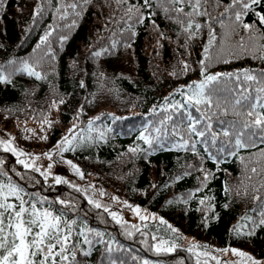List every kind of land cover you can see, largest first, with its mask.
Masks as SVG:
<instances>
[{
    "label": "trees",
    "instance_id": "1",
    "mask_svg": "<svg viewBox=\"0 0 264 264\" xmlns=\"http://www.w3.org/2000/svg\"><path fill=\"white\" fill-rule=\"evenodd\" d=\"M72 3L79 6L73 10L68 7ZM149 4L145 6L144 0H2L0 66L10 82H0V125L13 128L20 143L33 148L56 145L75 126L74 150L62 156L77 163L104 197L158 211L163 221L114 220L107 208L90 203L94 200L81 185L45 179L41 170L24 168L15 153L2 146L0 182L17 184L26 200H46L38 207L63 211L69 221H76L75 264H198L194 251L183 242L190 236L201 251L239 246L264 264V226L251 236L233 231L243 223L241 217L258 221L264 209V143L253 138L255 146H235V132L250 119L248 105L261 85L222 78L206 90L212 93L211 106L190 103L178 91L183 86L188 93L187 86L203 78L199 61L210 28L216 39L207 74L247 68L258 75L264 69V61L250 54L253 47L264 45V25L256 16L264 14V0L242 16L244 23H255L260 29L251 40L233 14L241 5L226 11L231 0H201L200 10L208 14L191 18L184 15L191 11L187 4L172 5L167 0H149ZM38 7L42 10L35 15ZM180 7L184 13L173 10ZM189 19L192 38L185 31ZM49 31L48 41L37 48ZM241 37L249 53L237 48ZM98 51L100 56L93 55ZM232 52L235 58L229 55ZM226 56L230 63L222 62ZM12 60L15 66L9 64ZM24 60L41 72V79L13 71ZM185 63L190 66L186 72ZM244 89L248 98L235 105ZM192 121L203 136L189 131ZM225 130L232 135H223ZM185 141L187 148L178 147ZM244 142L249 143L247 136ZM256 195L260 201L253 199ZM59 200L70 202L74 210ZM162 240L174 244V250L157 252L153 244Z\"/></svg>",
    "mask_w": 264,
    "mask_h": 264
},
{
    "label": "snow or ice",
    "instance_id": "2",
    "mask_svg": "<svg viewBox=\"0 0 264 264\" xmlns=\"http://www.w3.org/2000/svg\"><path fill=\"white\" fill-rule=\"evenodd\" d=\"M2 2V0H0ZM90 0H84V3H89ZM119 2V0H117ZM169 4H187L191 7V11L188 13H184V8L180 7L178 9H173L176 12L184 13L186 17L191 18L195 15H207V10L201 11V0H167ZM206 2V0H205ZM218 3V0H217ZM145 6H150L149 0H144ZM237 4L241 5V10L234 12V17L237 22H239V26H241L244 30H246L249 35V40L252 39V34L254 32H259L260 29L257 27L255 23H244L242 20V16L246 14L247 10H251L253 5H259L260 0H231V5L226 11L231 10ZM79 5L77 3H72L68 5L71 9L75 10ZM64 7L63 5L61 6ZM42 9L39 7L35 10V15H39ZM57 11H61L60 8ZM129 12L132 11V8L128 9ZM165 12L168 11L167 8L164 9ZM77 16L80 13H76ZM256 16L259 20L260 25H264V14L259 12L256 13ZM64 18L63 16L61 17ZM143 15L140 16V22H143ZM178 23L183 24V20H177ZM75 22L73 21V25ZM70 25V26H73ZM193 27V22L191 19L188 20L187 27L185 31L189 33V38H192L195 33H192L191 29ZM195 28L199 30L201 25L199 23L195 24ZM51 35V31L46 32L40 39L39 44H37V48L41 45L45 44L48 41V37ZM261 38L264 39V33H262ZM62 40H66L67 37H62ZM215 33L214 30L210 28V34L207 45L203 49V58L199 61L201 65V76L203 77L200 81H193L192 84L188 85V93L184 91V87L178 89L181 95H186L187 99L190 103H194L196 105H208L211 106L213 104L212 93L206 90L209 89V86L214 82H220L222 78H226L228 80L235 79L236 81L243 80L244 82H255L258 85H261L256 89L258 95L254 99V102L248 105V110L246 112L247 117L250 119L243 122L241 127L235 132V146L237 148H244L248 146H255V140L253 138L259 139L261 143H264V111H258V109H264V69L259 70V74H254L255 70L252 69H240L235 72H223V73H214L207 74V62H210L213 57L210 55V50L215 43ZM130 47V45H129ZM237 48L241 53H249V48L245 45L244 37H241ZM260 52V55L256 53ZM253 59H260L264 61V45H260L259 48L253 47L251 49V53ZM93 55L100 56L101 52H96ZM231 57L235 58L236 53L232 52L229 54ZM215 59L220 60L221 57L217 56ZM223 63H230L231 60L226 56L222 60ZM9 64L16 65V61H9ZM189 65L184 64L183 71L189 70ZM13 71L24 72L29 76H34L36 79H41V72L37 71L36 68L30 64L28 61H21L19 66L13 68ZM175 75V73H173ZM0 82H10L9 76L4 74L3 66H0ZM247 92V89H244L240 96L234 100L235 105H240L243 100H246L248 97L244 94ZM167 102V98H166ZM63 103V101H61ZM155 111V109H153ZM225 114H227V110L225 109ZM95 119H99L96 117ZM210 119V118H209ZM47 123V121H45ZM196 121H192L189 124V131L191 133H195L198 136H203V131H197L195 124ZM92 121H89V129H91ZM234 127V125H233ZM208 128H211V124H208ZM248 129H255L258 131H248ZM75 131V126L73 129H69V135L62 138L58 144L56 145V149L45 153L46 157L49 160H52L54 155L60 154L62 156L63 152L74 150L73 141L76 140V135H73ZM223 135L229 136L232 135L228 130L223 132ZM247 136L249 141L248 144L244 142V137ZM46 139V137H44ZM14 139V138H13ZM141 139L145 140L149 145L152 144V141L148 137L142 136ZM181 139H183L181 137ZM215 139V136H213ZM0 146L3 147L4 151H10L15 153L17 156L27 155L21 150H18L13 146L12 141H4L0 140ZM188 144L185 141L183 144L178 145L180 148H187ZM58 150V152H57ZM130 151L135 152L136 149H130ZM234 154V153H233ZM261 155L264 156V152H261ZM35 159H39V157H35ZM20 164L24 166V168L29 169L32 168L35 171L40 172V169L35 166V162L32 164L26 163L24 160L18 161ZM3 162L0 161V164ZM74 171L83 178V172L80 168L73 164L71 160L66 161ZM52 165H48V171L40 172V175L44 176L45 179L49 176L51 172ZM253 172L256 171L255 168L252 169ZM0 174H3L0 172ZM179 179V177H177ZM205 181L207 180V174L204 177ZM55 182L57 184L60 183H68L65 180H62L60 177L55 178ZM257 191H259L257 189ZM24 189L17 184L12 182L3 183L0 182V264H75L76 257V244L72 241L73 235V225L76 223L75 220L69 221L67 219V214L63 211L59 213L50 210L49 208H45L38 205H43L46 203V200H34L33 198L25 199L24 198ZM103 195V192H101ZM114 199L118 200V197H114ZM254 200L260 201V196L256 195L253 197ZM58 203L69 211L74 210V205L65 200H59ZM90 203H94L95 207L100 208L101 205L98 202L90 201ZM126 203V202H124ZM201 204H204V200L200 201ZM128 207H132L128 205ZM108 211L107 209H105ZM137 215L140 214V209L137 207L134 209ZM114 220L122 219L117 216V213H110ZM141 219H145V217L141 216ZM241 221L243 223H238L233 227V231L236 235H254L257 227L264 226V209L259 212V220L256 221L250 216L241 217ZM248 222H251V227H249ZM169 227H171L169 225ZM173 232H176V229H172ZM97 236H100L101 233L97 232ZM155 239V237H154ZM85 242L90 243V241L85 236ZM167 242H163L162 244H157L155 246V250L157 252L173 251L175 245L173 244L171 247H164V244ZM200 245H193L189 251H192L193 248H199ZM228 252L229 249L217 250ZM234 255L239 256L241 258H246L247 261H251V264H261L260 261H257L249 254L239 251L236 249H231ZM87 255V253H85ZM207 255V253H204ZM71 257V259H70ZM213 260L216 257H212ZM147 264V262H145ZM219 264V262H218ZM228 264V262H226Z\"/></svg>",
    "mask_w": 264,
    "mask_h": 264
},
{
    "label": "rangeland",
    "instance_id": "3",
    "mask_svg": "<svg viewBox=\"0 0 264 264\" xmlns=\"http://www.w3.org/2000/svg\"><path fill=\"white\" fill-rule=\"evenodd\" d=\"M76 121H74V124ZM23 127V126H22ZM14 138V139H13ZM0 140L4 141H12V144L14 147H16L18 150L23 151L27 155L23 156H16L20 160H24L28 164H32L33 161L35 162V166L39 168L42 172L48 171V165L51 164V172L49 174V178L55 181L56 177H60L61 179H65L68 182L74 183L76 185H81L88 198L91 200L98 202L100 205L107 208L110 213L115 212L117 213V216L122 218L119 219V221H131L135 224H139L141 221H153V222H161L163 221V217L158 213V211L150 210L147 208H144L143 206L137 205V204H130L129 202L125 200H116L113 196L104 197L101 195V193L94 187L93 182L89 180L84 174L83 178H81L80 175H78L74 169L66 163V161L70 160L67 159L60 154L54 155L52 157V160H49L45 153H48L50 151H53L56 149V145L50 147V148H44V147H28L20 143L19 136L16 135V132L11 127H4L0 125ZM58 152V150H57ZM39 157V159H35V157ZM72 161V160H71ZM73 164L77 165L80 170L81 167L72 161ZM82 171V170H81ZM126 202V203H124ZM128 205H131L132 207H128ZM139 208L140 214L137 215L134 211L135 208ZM141 216L145 217V219H141ZM163 242H166L165 240H162L160 242H156L153 244V247L155 249V246L157 244H162ZM183 242L186 244L189 248H192L193 245H196L195 240L193 237L190 236L188 239L187 237H184ZM173 244L166 243L164 244V247H171ZM231 249H236L239 251H243L250 256H252L257 261H261L260 259H257L250 251L239 247V246H232L229 248L228 252L224 251H217V248H211L206 251H201L199 248H193V251L196 255L197 263L198 264H251V261H247L246 258H241L239 256H236L233 254ZM223 250V249H219ZM204 253H207V255H204ZM216 257L215 260L212 259V257Z\"/></svg>",
    "mask_w": 264,
    "mask_h": 264
}]
</instances>
